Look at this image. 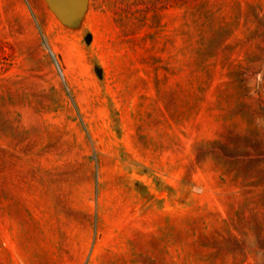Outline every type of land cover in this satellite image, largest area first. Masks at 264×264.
Returning a JSON list of instances; mask_svg holds the SVG:
<instances>
[{"label": "rangeland", "instance_id": "1", "mask_svg": "<svg viewBox=\"0 0 264 264\" xmlns=\"http://www.w3.org/2000/svg\"><path fill=\"white\" fill-rule=\"evenodd\" d=\"M0 264H264V0H0Z\"/></svg>", "mask_w": 264, "mask_h": 264}, {"label": "trees", "instance_id": "2", "mask_svg": "<svg viewBox=\"0 0 264 264\" xmlns=\"http://www.w3.org/2000/svg\"><path fill=\"white\" fill-rule=\"evenodd\" d=\"M179 1V0H178ZM180 1H186V0H180Z\"/></svg>", "mask_w": 264, "mask_h": 264}]
</instances>
